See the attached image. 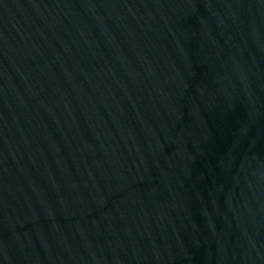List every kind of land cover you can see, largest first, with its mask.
I'll use <instances>...</instances> for the list:
<instances>
[{"label": "water", "instance_id": "95a60500", "mask_svg": "<svg viewBox=\"0 0 264 264\" xmlns=\"http://www.w3.org/2000/svg\"><path fill=\"white\" fill-rule=\"evenodd\" d=\"M0 264H264V0H0Z\"/></svg>", "mask_w": 264, "mask_h": 264}]
</instances>
